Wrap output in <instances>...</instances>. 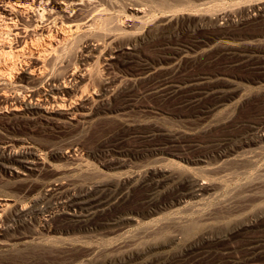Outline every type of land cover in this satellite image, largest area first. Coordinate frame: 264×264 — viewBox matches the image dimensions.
Masks as SVG:
<instances>
[{
    "label": "rangeland",
    "instance_id": "1",
    "mask_svg": "<svg viewBox=\"0 0 264 264\" xmlns=\"http://www.w3.org/2000/svg\"><path fill=\"white\" fill-rule=\"evenodd\" d=\"M175 1L176 0H166L165 2L164 0H106L108 8L121 22L127 17L132 18V13L128 8L135 6V4L138 6L141 5L140 7L143 8V11L147 12V14L145 13L144 15V21H142V23L137 22L138 24L133 28L134 30L130 29V32H136L138 37L147 38V25L149 28L151 27L150 25L158 28L155 31L153 30L154 33L152 38L148 37V39H145L144 42L138 46L136 52V57L140 59V62L144 60L143 62L149 63V66L152 67L150 71L151 75L147 78H140L141 80L135 79L136 82L134 80H132L133 82L125 81L126 85L123 83L122 87L120 86L118 90L122 95L120 94V96L119 93H115L116 96L112 95L114 98L112 96L109 97V110L112 111L111 113L101 114L91 120L83 121L78 124H63L57 127L36 125L34 127V134L36 135L33 134V137L36 139L34 142L36 143V147L43 151L51 150L49 148L53 150L54 148L55 150L64 148L67 142L69 143L75 140L81 141L83 145L86 141L84 146L85 150L77 152V156L79 152L81 154L76 158L78 160H55L56 158L47 156V164L45 168L42 169L41 176L39 175L37 178L35 176L27 178L16 177L0 168V197L6 200L8 199L9 202L15 203L16 206L23 203V205L26 203L30 205L32 200L44 191L46 185L57 178L65 182L69 181L75 184L74 186L77 185L76 187H86V185L89 186L96 181H107L109 179L118 181L127 176H132L137 180L140 178L138 181L134 180L135 182L133 181V184L131 183V185H129L131 188H129L130 192L128 198L124 200L122 203L123 205L113 206L108 208V210L106 209L104 211L105 213L97 214L94 217V221L92 218L88 221L89 223L81 222L82 224L77 223L76 226L73 225L76 223H72L64 218V209L59 207L56 209L58 214L54 216L53 221L55 225H59L57 227L60 230L58 229L51 233L42 230L44 220L48 217V213H44L45 215L42 213L41 215L38 214L32 218L31 221H28V223L14 216L15 207H10L0 217V264H119V262L120 264H244L245 260L250 261L251 259L256 262L258 261V264H264V245H262L264 244V225H261L260 221L256 224V229L253 228L251 233H248V236L246 234L240 237L242 239L241 243L239 238V240L235 239L237 241H226L224 246L222 244L220 247L219 245L215 246L216 248L212 247L213 245L209 243V246L207 243H200L198 244L199 247L195 244L197 240L200 239L204 228L210 227L211 225V227L214 228L215 234L217 235L218 233L220 236V233L224 231V229H230V227H233L235 224L245 223L246 221H251L253 218L256 219L259 208L257 210L248 209L246 211H240L234 213V215L229 218H223L221 220H219L222 218L221 215H218V219L215 215L211 217L207 216L206 220H208V222L204 220V222L200 223L201 225L198 226V228L195 227V230L192 229L193 233L192 231H190L191 234H189L190 232L187 233L188 235L179 230L182 224L179 223V220L181 222V220H186L185 218H187V221L191 219L189 221L191 223L193 218H195V220H197L196 217L199 216L200 218L204 216V218H206V215H208L207 211L209 210L208 213L213 211V207L217 206L215 204L218 203V200L222 198L223 194L234 191V189L240 185L242 181L241 178V180L228 178L227 180H229V183L227 180L223 181V184H225L224 189L219 190L220 192L217 191L212 195L213 197H208L206 201L204 200V204L206 205L203 204V206L207 208H203L202 206V214L200 213L201 211L197 214H192V211H186L182 204L174 203L169 206H162V208L154 212L153 215H148V209L151 207L150 202L155 201V203H163L173 198V195H171L172 193L170 194L171 188H169L170 186L172 187V184L168 185L169 187L164 186L158 189L151 188V190L150 187L146 186V188L141 185V182L139 184L137 183L141 181L145 172L147 173L149 164L147 162L151 161L150 157H140L142 149L144 150L149 144V142L142 137L144 136L142 134H145L143 132H148V130L150 131L152 127H160L159 129H161L162 135H159V139L167 144L171 142V145L170 143L168 145L172 146L175 152L182 153L187 157L198 158L207 154L213 155L215 149L218 145L223 143L225 139L233 138L232 140H237L238 138L241 139L244 138V136H248L252 133L251 130L254 127H257L264 121V17L253 20L249 19L247 14V10H250L251 7L264 4V0ZM166 5H168V9L164 8ZM170 7H173L172 10ZM223 12H228L231 15V19L227 24L224 22L221 23V25L223 24L222 26H226L225 28L223 27V30L228 33V37L225 35L222 38L211 40L202 46L201 49L193 48L191 44L195 34L192 35V29H200V34L210 33L211 30L214 29V18L218 13ZM172 15L175 16L173 17ZM163 17H165V21ZM153 22L155 24H152ZM160 25H163V27H160ZM165 26L166 29L170 30L165 31ZM161 28L165 32L161 33L163 31ZM157 30H159V32L155 33ZM83 45V39H78L73 44H70L69 57L72 66L79 65V56L83 52ZM224 47H227V50L224 49ZM174 49L183 50L181 55L176 56L177 60L170 61L169 63L171 64L163 63L162 66H160L161 64H157L158 62L156 63L158 57L163 55L165 51H174ZM201 50L202 54H200ZM198 51H200V53ZM137 54L139 56H137ZM191 55L192 57H190ZM193 55L194 58L196 56L198 59L195 58L196 60H194ZM189 60H194L195 63L191 66ZM165 67L166 69L163 70ZM173 68L175 72H173ZM177 68L179 69L178 71ZM94 69L101 77L118 76L121 80L130 76L120 71L115 66L109 67L105 61L94 66ZM121 76L123 77L121 78ZM131 77L132 76L129 78ZM142 79L144 81H142ZM158 80L162 82L159 83ZM185 81H189L190 83L200 82L199 87H203L204 91L207 90L211 94L218 96V99L221 100L220 106L210 114V117L203 120H198L194 117L198 106H202L204 102L202 101L198 103L199 105H194L191 102L196 99V94H193V92L189 91L187 88L182 90L177 88L178 85H181ZM165 85H168V87L166 88ZM93 91L94 90L89 91L90 95H92L91 97H95L96 95ZM6 93H10L9 87ZM210 103L212 102L210 101ZM194 106L196 109L193 108ZM7 124V119L3 118L0 120V138L10 135V132L5 127ZM139 134L141 136H138ZM22 136L26 137L25 135ZM160 136H162V138ZM171 136H173V138ZM118 137H122L123 141L121 138L118 139ZM176 138H178V140ZM166 139L169 141H166ZM175 140L180 143H177ZM172 144H174V146ZM116 146H118L117 148L120 146L119 149L124 152L123 159L125 163L119 166L118 164L111 165L113 161L108 163L113 154L117 156L113 151L109 152L111 148H115ZM185 146H192V149L185 148ZM262 153L264 154V149ZM263 163L264 156L263 160L258 163L260 168L255 167L251 171L249 175V179L251 178L250 180H255L254 178H258L264 173ZM187 169L191 170L189 166ZM143 171H145L144 174L142 173ZM252 174L253 176H251ZM136 183L137 186L141 187L138 188L136 186V189L132 190L135 188L134 185H136ZM139 189L143 190L139 191ZM260 190H264V187ZM153 198L157 199L154 200ZM210 198L211 200L214 198V201H211ZM262 198V200L256 202L259 207L264 206V197ZM150 199L153 200L149 202L148 200ZM173 206L175 208H172ZM170 207L172 209H170ZM176 208L179 209L177 210ZM125 210H127V212ZM182 210L185 211H183L184 214ZM172 212L175 214V218ZM107 213L108 215H105ZM178 213H180L179 216ZM181 213L183 215H181ZM119 214L122 218L126 216V220L120 221L117 226L115 225V227H113V225H111V218H115V216L117 217ZM181 216L184 218H180ZM62 221L65 223L63 224ZM92 221L93 223L99 221L104 227L99 225V227L95 228L91 225ZM153 222L157 225L162 224V229L160 225L159 228L155 223L150 224ZM189 222H187V226L190 225ZM150 226L153 227L151 228ZM177 226L179 227L177 228ZM118 227L120 230H118ZM146 227L150 228L145 231L147 229ZM109 229H115L116 232L115 230L110 231ZM176 235L180 237L179 240H174ZM211 236H215L214 233ZM250 239L252 243L247 245V240ZM258 239L259 245H257ZM243 241L246 243L245 245ZM228 243L229 245H227ZM260 244L262 246H260ZM101 249L105 252H102ZM261 250L262 253L260 254L262 255L259 254ZM115 259H118V262ZM121 261L123 262L121 263Z\"/></svg>",
    "mask_w": 264,
    "mask_h": 264
},
{
    "label": "bare ground",
    "instance_id": "2",
    "mask_svg": "<svg viewBox=\"0 0 264 264\" xmlns=\"http://www.w3.org/2000/svg\"><path fill=\"white\" fill-rule=\"evenodd\" d=\"M165 1L166 0H164V2ZM175 2L178 1L176 0ZM140 6L135 4V6L128 8L132 13V18L126 16L127 18H125V20L121 22L108 8L106 0H0V120L3 118L8 120V124L5 127L10 132L9 136L0 138L1 169L5 170V172H7L8 174L16 177L27 178L30 176H35L37 178L42 173V169L45 168V165L47 164V156L56 158L55 160H78L76 158L81 155V151L85 150L84 146L86 141L83 145L81 141L75 140L69 143L67 142V145H65V143L64 148H57L58 150H55V148L54 150L52 148H49L51 150L43 151L37 148L36 143L34 142L36 141V139L33 137L34 127L36 125L57 127L63 124H78L83 121L91 120L101 114L111 113L112 111L109 110V97L115 95V93H119L118 90L120 86L122 87V84L125 83V81H135V79L141 80L140 78H147L149 75H151L150 71L152 67L149 66V63L143 62L144 60H141L142 62H140V59H137L136 57V52L138 46L141 45L145 39H148V37L152 38L154 31L158 28L153 27L152 25H150L151 27L149 28L147 25V38H140L138 37L136 32H130V29H133L135 26H137V22L142 23V21H144V15L145 13L147 14V12L143 11V8H141ZM164 8L168 9V5H166V7ZM247 14L248 18L253 20L264 17V4L251 7L250 10H247ZM230 16L231 15L228 12L218 13L214 18V29L211 30L210 33L207 32L200 34V29H192V35L195 34V37L194 40H192L193 42L191 46L195 49H201L202 46H204L211 40L222 38L225 35L227 36L228 33L223 30L224 26H222L223 24L221 25V23L224 22L225 24H227V22H229L231 19ZM165 17H163L164 21ZM154 22L152 24H155ZM161 26L163 27V25H160V27ZM159 30H157V32L155 33H158ZM161 30L163 29L161 28ZM164 30L168 31L170 29H166L165 26ZM164 30L160 32L163 33L165 32ZM78 39H83V52L79 56V65L72 66L71 59L69 57L70 44H73ZM226 48L227 47H224V49ZM221 49L224 50L223 48ZM182 51V49L165 51L163 55L158 57L156 63L158 62L157 64H161L160 66H162L163 63H169L170 61L175 60L176 56L181 55V53H183ZM198 52L200 53V51ZM200 54H202V50ZM137 56L139 55L137 54ZM190 57H192V55ZM195 58L197 57L195 56ZM195 58L194 60H196ZM194 60H189L191 66L195 63ZM102 61L107 62L109 67L115 66L117 69L127 73L134 79L132 77L129 78L130 76L121 80L118 76H99L97 74L98 72L95 71L94 66L99 65V63ZM165 69L166 67L163 68V70ZM178 70L179 69L177 68V71ZM173 72H175L174 68ZM122 77L123 76H121V78ZM142 81L144 80L142 79ZM158 81L160 83L163 81V79L162 81ZM165 86L166 88L168 87V85ZM199 86L200 82L190 83L189 81H185L181 85H178L177 88L180 90L187 88L189 89V91L193 92V94H196V99L191 102L194 105L202 101L204 102L202 106H198L199 104L197 105L198 108L194 116L198 120H203L207 117H210V114L218 106H220L221 100L218 99V96L211 94L207 90L204 91V88ZM8 87L10 89V93H6ZM90 90H94L93 92L96 94L95 97H91L92 95H90L89 93ZM120 94L122 95V93H119V95ZM210 101L212 103H210ZM193 108L196 109L195 106ZM159 128L152 127L150 131L148 130V132H143L145 134H142V131L139 132L144 135L142 137L147 142H149L146 148L144 150L142 149L140 157L151 158L150 162L146 161L147 163H149L148 169L147 173L145 171L142 172L143 174L145 172V175L142 176L141 181L137 182L140 178L138 177L139 179L137 180L130 175L131 177L127 176L126 178L118 181H113L111 179L107 181H93L94 183L90 184L89 186L86 185V187H76L77 185L74 186L75 184L69 181L65 182L64 180H60L57 178L54 181H50L44 188V191L34 200L30 199L32 200V202L30 201V205H27V203L23 205V203L16 206L15 203L13 204L9 202L8 199L6 200L0 197V217L5 211H7L10 207L12 208L13 206L15 207L14 216L27 222L31 221V219L38 214L41 215V213H48V217L45 218V220L43 219L44 224L42 230L46 231L47 233H51L59 229L57 227L59 225L54 224L53 218L56 214H58L56 209L60 207L64 209V218L68 221H71L72 223H76L73 225L76 226L77 223L81 222L89 223L88 221H90L92 218L94 221V217L97 214H103L106 209L108 210V208H111L113 206H120L124 202V200L128 198L130 192L129 188H131L129 187V185H131L134 180H137L136 182L138 184L141 182V185L150 187V189H158L172 184V187H168L171 188L170 194L172 193L171 195H173V198L163 203H155V201H152L155 197L152 200H148L149 202L152 201L150 202L151 207L148 209V215H153V213L161 209L162 206L165 207L174 203L182 204L186 211L190 210L192 211V214H197L201 211L202 206L208 197L214 195L217 191L224 189L225 184H223V181L227 180L228 178H232L233 180H238L241 178L242 181L240 185H238L234 189V191L223 194L222 198H220L218 200V203L215 204L217 206H214L215 208L213 207V211L211 210L212 212L209 213V210L207 211L208 215H206V218H204L205 216L203 218H200L199 216L196 217L197 220L193 218L192 222L190 223L189 221L191 219L187 221V218H185L186 220H184V217L181 216L180 218H182L183 220H181V222L179 220V223H182L179 230L186 234L190 231H192L193 233L192 229L195 230V227L198 228V226L201 225L200 223L204 222V220L207 219V216L211 217L215 215L218 219V215H221L222 218L219 219L221 220L223 218H229L230 216H233L234 213L240 211H246L248 209L257 210L259 208V211H257L258 215L256 214V219L253 218L251 221H246L245 223L241 224H235L233 227H230V229L225 230L223 228L224 231L220 233V236L218 235V233L217 235L215 234L214 228L210 225V227L208 226L204 228L200 239L197 240V242L194 241L196 242L195 244L197 246L200 243H209L213 245L212 247L218 245L220 247V245L222 244L224 246V243L226 241L230 242L235 239L239 240L240 237H243L246 234L248 236V233H251V230H253V228L256 229L255 226L259 221L261 222V225H264V206L259 207L258 204H256L257 201L259 202L263 199L262 197H264V190H260L262 187H264V173L260 176L258 175V178H254L255 180H250L251 178L249 179L251 171L255 167H259L258 163L263 160L264 154L262 153V150L264 149V121L261 122L257 127H254V130H251L250 128L252 133H247L249 134L248 136H244V138L241 139L238 138L237 140H232L233 138L225 139L223 143L218 145L213 155L207 154L198 158L187 157L182 153L175 152L172 149L173 147L168 145L169 143L171 145V142L167 144L163 140L159 139V135H162L161 129ZM22 135H25L27 138L23 137ZM138 136L141 135L139 134ZM160 137L162 138V136ZM171 137L173 138V136ZM119 138L122 139V137H118V139ZM176 139L178 140V138ZM166 141L169 140L166 139ZM176 142L180 143L178 141ZM172 145L174 146V144ZM117 147L118 146L109 150V152L113 151V153H116L117 156H115L114 154L112 156L110 155L111 160L108 163H111V161H113L111 165L118 164L119 166L121 164H124L125 160L123 159L124 152L119 149L120 146L119 148ZM186 147L188 149H192V146H185V148ZM78 151L80 152L77 156ZM188 166L191 168V170L187 169ZM251 176H253V174ZM227 181L229 183V180ZM137 183L136 185H134L135 188L132 190L136 189ZM137 187L139 188L141 186ZM141 190L139 189V191ZM172 208L175 207L173 206ZM172 208L170 207V209ZM203 208L207 207L203 206ZM125 211L127 212V210ZM183 211L184 210H182V213L184 214L185 211ZM182 213L181 215H183ZM200 213L202 214V211ZM179 214L180 213H178V216ZM105 215H108V213ZM173 215V217L175 218L174 213ZM125 218H122L119 214V216L111 218L112 224H110L115 227V225L117 226L119 222L124 220ZM108 220L110 221L109 218ZM63 221L62 223L64 224L65 222ZM93 221L91 222V225L93 227L96 228L99 227V225L103 226V224H100L99 221H95L94 223ZM187 222H189L190 224L188 225L189 227L187 226ZM206 222H208V220H206ZM154 223L155 222L150 224ZM159 225H157V227ZM160 226L162 229V224ZM178 227L179 226H177V228ZM146 228L147 229L145 231L149 229L148 227ZM118 230H120L119 227ZM213 233L215 236H211L213 235ZM189 234H191V232ZM179 238L180 237L176 235L174 240H179ZM247 241V245L252 243L251 239ZM241 242L242 239L240 238V243ZM243 244L245 245L246 243L244 242ZM227 245H229V243ZM257 245H259V239ZM262 245L260 244V246ZM103 251L104 250H102V252ZM260 253H262V250L261 252H259V254ZM122 262L123 261H121V263ZM245 262L246 264H258V261L256 262L252 259L250 261L245 260Z\"/></svg>",
    "mask_w": 264,
    "mask_h": 264
}]
</instances>
